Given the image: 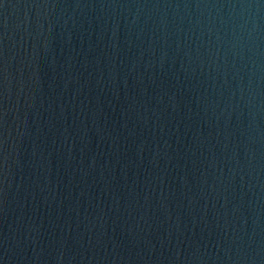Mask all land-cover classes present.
Masks as SVG:
<instances>
[{
  "label": "water",
  "instance_id": "obj_1",
  "mask_svg": "<svg viewBox=\"0 0 264 264\" xmlns=\"http://www.w3.org/2000/svg\"><path fill=\"white\" fill-rule=\"evenodd\" d=\"M0 264H264V0H0Z\"/></svg>",
  "mask_w": 264,
  "mask_h": 264
}]
</instances>
